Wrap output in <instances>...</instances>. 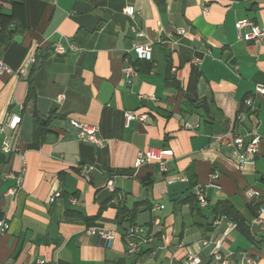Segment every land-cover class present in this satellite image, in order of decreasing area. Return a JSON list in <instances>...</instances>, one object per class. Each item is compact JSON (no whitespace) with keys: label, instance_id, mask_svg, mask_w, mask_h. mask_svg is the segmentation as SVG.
Masks as SVG:
<instances>
[{"label":"crops","instance_id":"1","mask_svg":"<svg viewBox=\"0 0 264 264\" xmlns=\"http://www.w3.org/2000/svg\"><path fill=\"white\" fill-rule=\"evenodd\" d=\"M126 5L135 7L142 36L130 29ZM242 18L264 25V0H0V56L15 71L26 68L0 77V122L21 115L16 142L25 161L11 194L22 156L0 153V219L9 224L0 264H184L188 251L218 264L202 241L222 238L233 221L213 222L223 200L246 218L248 233L231 229L222 252L237 260L247 251L264 264V228L250 223L264 201V96L255 93L264 83V42L239 39ZM55 42L81 50L57 53ZM135 43L150 44L152 58L136 59L128 81L124 57ZM126 111L147 118L126 125ZM70 120L97 126L103 144L78 140ZM252 130L259 154L242 165L233 138ZM150 146L173 151L168 171L134 166ZM83 166L92 167L89 178ZM247 188L260 196L247 197ZM131 223L154 239L132 255L124 237ZM87 227L113 231L112 245Z\"/></svg>","mask_w":264,"mask_h":264},{"label":"built area","instance_id":"2","mask_svg":"<svg viewBox=\"0 0 264 264\" xmlns=\"http://www.w3.org/2000/svg\"><path fill=\"white\" fill-rule=\"evenodd\" d=\"M123 13L128 15L131 19L130 29L139 37L143 35V32L135 19L136 9L133 5H126L122 9ZM208 13V7L204 6V14ZM235 27L239 39L246 42H264V25H259L250 18H242L236 21ZM177 35H183L186 33L184 28H177L175 30ZM177 41H174L176 43ZM54 51L57 53H76L81 49L77 47L74 43H69L67 46L62 45L60 42H55L53 44ZM133 56L128 53L124 57L123 72L128 81H131L137 74L138 70L135 66L136 59H146L150 60L152 58V47L150 44H140L135 43L131 49ZM175 71L176 68L172 67ZM26 71L25 67L20 68L15 71L11 68L0 56V77L5 74H15L19 75ZM255 93L264 96V83H257L255 86ZM61 97V95H59ZM245 104L252 106V97L248 96L245 99ZM125 124L128 125L132 120L138 119L140 121H145L147 118L146 114H138L133 111H126L125 114ZM22 118L19 113H7L0 122V153H19L22 156V165L17 173L10 174L15 179V185L10 188L9 192L14 194L22 184L23 172L25 170L24 156L19 150V146L16 142V134L18 132L19 126L21 124ZM70 123L77 130V138L80 141L94 143L96 145H102L103 140L98 135L97 126L88 123L78 122L76 120H70ZM248 137V141H246ZM259 142L260 135L256 130H252L247 135H236L233 138V143L237 148L239 157L238 161L240 164L250 163L253 164L259 154ZM173 155V151L168 148L150 146L144 150H140L136 156L134 166L139 168L148 163H155L161 172H166L169 170V157ZM91 166H83L80 173L82 176L89 178V173L91 172ZM212 179H216L218 176L216 173L211 174ZM181 181L186 180L185 176H180L178 178ZM108 189L113 190V179H109L106 183ZM245 194L249 198H254L260 196V191L254 188H247ZM196 198L200 206L205 207L208 201L205 195L200 189L195 191ZM61 196L59 190L55 191L49 201L54 202L57 197ZM75 202V198L72 199ZM227 217L220 215L214 218V223L218 224L223 219ZM251 224H255L264 228V201L257 208L256 214L250 219ZM237 227V224L233 221H227V227L222 238L215 241H202L203 246L211 244L210 255L213 259L218 261V264H260L257 257L250 254L247 251H240L238 253L239 258L234 260L230 257L231 254H225L222 252L223 239L226 237L231 229ZM9 228V224L5 219H0V235L3 234ZM87 234H97L103 241V243L109 247L112 245L115 239V233L111 230L102 227H87L85 228ZM125 237V248L128 254H137L142 252L145 248L153 245V235L146 232V230L136 224L131 223L124 231ZM184 264H201V258L194 252L188 251L186 253Z\"/></svg>","mask_w":264,"mask_h":264},{"label":"trees","instance_id":"3","mask_svg":"<svg viewBox=\"0 0 264 264\" xmlns=\"http://www.w3.org/2000/svg\"><path fill=\"white\" fill-rule=\"evenodd\" d=\"M257 208L253 209L252 216L256 214ZM212 211L216 214V217L220 215H224L228 219L233 220L237 224L238 228L242 229L243 232L248 233L246 218H244V216L238 211V209L235 207V205L231 201L229 200L219 201L213 207Z\"/></svg>","mask_w":264,"mask_h":264},{"label":"water","instance_id":"4","mask_svg":"<svg viewBox=\"0 0 264 264\" xmlns=\"http://www.w3.org/2000/svg\"><path fill=\"white\" fill-rule=\"evenodd\" d=\"M22 39H23V38H22V36H20V35H16V36H15V41L18 42V43H20V42L22 41Z\"/></svg>","mask_w":264,"mask_h":264}]
</instances>
